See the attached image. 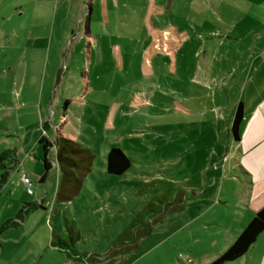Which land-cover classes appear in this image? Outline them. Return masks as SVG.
<instances>
[{
  "label": "rangeland",
  "instance_id": "1",
  "mask_svg": "<svg viewBox=\"0 0 264 264\" xmlns=\"http://www.w3.org/2000/svg\"><path fill=\"white\" fill-rule=\"evenodd\" d=\"M261 2L0 0V152L15 148L18 160L0 223L34 204L0 234V264H206L227 248L262 205L241 202L233 185L232 197L216 196L214 167L235 158L222 156L230 140L205 108L210 95L196 108L195 79L224 74L220 55L245 38V7ZM55 131L94 155L79 193L61 203L54 148L38 180V139ZM112 146L131 160L121 176L104 169ZM54 235L75 254L50 245ZM224 264H264V231Z\"/></svg>",
  "mask_w": 264,
  "mask_h": 264
},
{
  "label": "crops",
  "instance_id": "2",
  "mask_svg": "<svg viewBox=\"0 0 264 264\" xmlns=\"http://www.w3.org/2000/svg\"><path fill=\"white\" fill-rule=\"evenodd\" d=\"M261 3L245 7V38L232 37L233 48L220 55L230 62L224 74L220 75L217 69L209 79L197 77L195 84L200 94L196 108H203L201 93L209 94V107L205 108L213 114L215 123L223 127L221 131L228 133L235 106L238 102L242 106L238 140H233L228 133L230 141L222 155L224 158L229 153L235 158V164L214 167L216 175L212 183L216 186V196L232 197L229 186L233 185L238 186L239 200L244 204L254 200L264 205V0ZM251 13L254 15L250 17ZM214 80V89L208 92L205 84ZM232 168L238 175L231 173Z\"/></svg>",
  "mask_w": 264,
  "mask_h": 264
},
{
  "label": "trees",
  "instance_id": "3",
  "mask_svg": "<svg viewBox=\"0 0 264 264\" xmlns=\"http://www.w3.org/2000/svg\"><path fill=\"white\" fill-rule=\"evenodd\" d=\"M242 117V106L238 102L234 108L233 117L228 133L233 140H238L237 128ZM54 140L48 141L43 135L38 139L42 149V164L44 171L39 177L43 182L47 171L51 167L48 159L50 148L55 151V164L59 171V182L55 189V200L65 202L73 199L82 188L85 176L91 170L93 154L88 148L68 137H64L58 131H55ZM130 158L126 156L118 147L112 146L106 152L104 169L106 173L113 176H121L130 165ZM18 165L15 148H5L0 152V190L7 181L10 172ZM42 198L39 200L41 204ZM32 203H23L15 216L8 218L0 223V234L11 227L18 226L24 221V213L33 207ZM153 220L151 219V223ZM264 231V205L258 208L248 222L242 227L237 236L227 246V248L217 257L206 264H224L228 261L237 259L245 254L251 245L255 242L257 236ZM50 239V245L63 250L68 256L75 254L74 246L67 243L66 239L54 235ZM72 243V242H71Z\"/></svg>",
  "mask_w": 264,
  "mask_h": 264
},
{
  "label": "built area",
  "instance_id": "4",
  "mask_svg": "<svg viewBox=\"0 0 264 264\" xmlns=\"http://www.w3.org/2000/svg\"><path fill=\"white\" fill-rule=\"evenodd\" d=\"M19 178L20 180L22 181V183L24 184L25 186V190L27 193H32V190H31V182H30V179H29V176L28 174L23 171V170H19Z\"/></svg>",
  "mask_w": 264,
  "mask_h": 264
}]
</instances>
